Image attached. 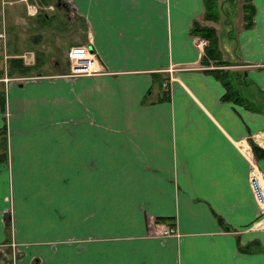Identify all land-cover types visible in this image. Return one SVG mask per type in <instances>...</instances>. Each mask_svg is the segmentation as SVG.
Wrapping results in <instances>:
<instances>
[{
  "label": "crops",
  "instance_id": "1",
  "mask_svg": "<svg viewBox=\"0 0 264 264\" xmlns=\"http://www.w3.org/2000/svg\"><path fill=\"white\" fill-rule=\"evenodd\" d=\"M20 1L31 33L68 4L81 22L73 37L51 28L59 41L26 46V26L15 27L9 51L0 38V249L11 205L19 264H264V207L248 181L250 168L264 180L251 144L264 148V0H251L248 26L242 0H218L217 21L203 0ZM193 21L219 23L222 59L247 74L241 92L255 109L222 98ZM79 42L102 71L47 77L59 44ZM24 47L15 55L38 66L13 71ZM170 225L176 233L157 234Z\"/></svg>",
  "mask_w": 264,
  "mask_h": 264
},
{
  "label": "rangeland",
  "instance_id": "2",
  "mask_svg": "<svg viewBox=\"0 0 264 264\" xmlns=\"http://www.w3.org/2000/svg\"><path fill=\"white\" fill-rule=\"evenodd\" d=\"M61 1H63V3H67L65 0H61ZM231 1L233 2V0H231ZM217 2H218V0H217ZM243 3H244V0H242V4L241 5H243ZM22 5L24 6L23 8H21ZM217 5H218V3H217ZM25 6H27V5H25L20 0H11V1L0 0V27H1L0 30L2 28H4L5 31H6L5 32V35H6L5 43H7L6 47H5L6 51H9L8 44L10 43V40H13L14 37H15L14 36V31H15L14 28L15 27L18 28V27H21V25H25L26 26V29H24V31L20 35L19 39H17L18 43L22 41L21 42L22 45L26 46V44L30 43L28 38L31 39V40L32 39H34V40L41 39V41H44V38H48V37L50 38V36H52L53 40L55 39V41H59L61 39V37H63V34H66V35H71L72 34L70 37H73L74 34L72 33V31L77 29V28H74L75 24L77 22L78 23L81 22L79 19L75 18L74 14L72 15V13L70 11L73 12L74 7H72L71 5L69 6V4H68L67 7L69 9H67V11H66V9L65 10H62V9L59 10L58 9L59 11H61L63 13H62V15H58L59 16V18L57 17L58 19L56 18L55 20H53V25H50V26H52V27H50V30L48 28H46L45 26H42L41 24H39V21H38V23L36 21H33L34 24L39 26L40 28L38 29V31H36L34 33H31V31H32L30 29V25L32 23L31 18L30 17H26L25 20L21 22V20H20L21 18H18L17 15H16V12H15V11L18 10V8H21L19 10H22L23 14H25L24 13ZM54 10H56V9L54 8ZM67 14L69 16H71V17L73 16L72 19H71L73 21V22L71 21L73 24L70 21H68V15ZM213 14H215V13H213ZM219 15H221V14L218 12L217 16H219ZM50 17L52 18L53 16L50 15ZM215 21H217V20H215ZM243 21H245L244 16H243ZM2 24L4 26H1ZM212 25H214V24L212 23ZM218 26H219V23L216 22L215 28H219ZM51 28H55L56 30H60V31H64V28H65L66 33H63V34L60 35V34L54 32V29H51ZM66 28H68L67 29L68 31L66 30ZM222 28H223V23H222ZM61 44L62 43L59 44V46L57 47L58 49L56 50L58 54L56 56H53L52 59H51V62H50V70L49 71H51V72H53L55 74H48L49 76H47V77H52V76L57 77V76H61V75H64V76L66 75V72H67L66 71V69H67V65L66 64H68V62H67V54L68 53H67V51H65V48H62L64 43H63V45L61 47V50H60ZM1 45H2V43L0 42V48H1ZM19 47H20V44H19ZM0 56L1 57L4 56L3 52L1 53V50H0ZM61 65H62V68H61ZM223 66L224 65L213 64V66H211V67L218 68V67H223ZM59 67L61 68V72H57ZM244 68L246 70V66ZM28 70H30V69H28ZM172 72L168 71V73H170L169 77H168V79L164 80V81H166V84L163 85L164 81L162 82V86L163 87L165 86V88L168 87L170 89V91H169L170 94H171L170 81L172 80V77H173V73ZM236 73H238V72H236ZM241 75L243 76V78H246L247 74H245V72H243ZM241 75H238L237 78L235 76H233L234 83H235V89L236 90H240V91H241V83L239 82V78L242 77ZM15 77H14L15 79H19V80L23 81V80L28 79L30 77V75L23 76V77H20V78L18 76H15ZM33 77H35V76H33ZM69 77H74V76H69ZM3 79L4 78H2V76H0V80H3ZM15 79H12L10 81H15ZM3 86H4V84H3ZM8 136H9V134H7V141H6L7 142V146H8V143H9L8 142ZM6 157H7V155H6ZM261 179H262V177H261ZM10 201H11V198H10ZM7 216H8V218H7L8 219L7 220L8 221L7 222V227L9 228V230H8L9 234H8L7 237L15 240L16 243L19 244L20 240H18L16 238V235H15V231H16L17 228H15V225H14V218H13L14 216L12 215L11 205L9 206V211H8ZM160 219L161 218H159V220ZM170 226H172V225H170ZM170 226H164V227L156 230L157 234L170 235V233H172L171 231L170 232H166L165 231L167 229L170 230V228H171ZM3 250L6 253H8L9 255H8V257H6L7 262L0 261L2 264H12V263L19 264V258L23 254L22 249H12V248H10V249H3Z\"/></svg>",
  "mask_w": 264,
  "mask_h": 264
},
{
  "label": "trees",
  "instance_id": "3",
  "mask_svg": "<svg viewBox=\"0 0 264 264\" xmlns=\"http://www.w3.org/2000/svg\"><path fill=\"white\" fill-rule=\"evenodd\" d=\"M204 3V10H205V16L207 18H212L213 20H217L218 16L216 14V7H217V0H203ZM242 8L244 10L243 16L245 19V26L250 25L253 20H252V16L254 13V8L252 7V2L251 0H244V3L242 5ZM215 10V11H214ZM58 13V12H57ZM215 13V14H213ZM53 16H56L54 13L52 14ZM41 19V18H40ZM47 20V22L51 21L53 19V17L51 18H45ZM43 20V19H42ZM193 24L191 25V30L192 32L197 35V36H202L207 40V44L204 46L205 50L203 52V54L201 55V59H203V61L207 62V64H220V65H224L221 68H213L211 71V73H213L219 80L221 83H223V85L225 86V92L222 95L224 100H228L231 99L235 102H237V104H241L244 107H247L249 109H255L256 107L253 106L252 102L249 101V99L247 98L246 95H244L243 92H241L240 90H236L235 89V83H234V79H233V71L230 70V68L228 67L229 65L232 64L231 61H229L228 59H222V53H221V49H220V42H219V37L218 34H216V30L215 27L213 25L209 26L206 24H201V23H197L196 21L192 22ZM76 45H80V42ZM25 49L24 48H19L14 49V51H12L11 53H13V58L11 59V63L13 65V71L16 69V67L21 71V72H26L28 69L34 68L38 66L37 63V58H35L34 63L32 64H28L23 62L22 58H20L19 56L15 55V54H19L20 51L22 52V50ZM17 62V64H16ZM16 66V67H15ZM38 70V68H37ZM37 70L35 72H37ZM10 70H8L9 72ZM34 72V73H35ZM1 73V72H0ZM27 76V75H26ZM167 94L168 96H170V89L167 87ZM5 94V92H4ZM0 105H2V108H4V104H3V100L2 97L0 99ZM3 138V149H5V146L7 148V129H4V136ZM252 144V148L253 151L255 153V155L257 156H261L264 155V148L260 147L258 144H256L254 141L251 142ZM6 150V149H5ZM4 150V153L1 152L0 153V157L1 158H6V151Z\"/></svg>",
  "mask_w": 264,
  "mask_h": 264
},
{
  "label": "built area",
  "instance_id": "4",
  "mask_svg": "<svg viewBox=\"0 0 264 264\" xmlns=\"http://www.w3.org/2000/svg\"><path fill=\"white\" fill-rule=\"evenodd\" d=\"M5 33L4 29L2 28L0 30V38L1 36H3ZM202 42L206 41V39H204L202 37L201 39ZM69 54V61H70V65H72V70L74 73L77 72H83V73H89V71L94 72L97 60H96V56L95 54H89L87 55L86 52H84V50L79 49V48H73V47H69L68 51ZM93 52V51H92ZM5 79L6 76L4 75ZM251 170L248 181H250V187H251V191L254 194V197L256 198L257 202L262 205L264 207V197H260L258 196L255 191L256 190H262L264 189V185L261 183V181H259V179L261 178V175L259 173V171H257L256 168H250ZM8 217L5 218V220L7 221ZM8 222V221H7ZM176 233V232H174ZM5 241V245H7V247L10 249H18L17 247V243L15 240L11 239V238H7L4 240ZM8 253H6L3 249H0V261H5L6 257H8ZM13 262V261H12ZM1 263V262H0ZM2 264V263H1ZM14 264V263H12Z\"/></svg>",
  "mask_w": 264,
  "mask_h": 264
},
{
  "label": "bare ground",
  "instance_id": "5",
  "mask_svg": "<svg viewBox=\"0 0 264 264\" xmlns=\"http://www.w3.org/2000/svg\"><path fill=\"white\" fill-rule=\"evenodd\" d=\"M201 39H202V36H197V38H196V40H195V46L196 47H198V49H199V51H200V53L201 54H203V52H204V50H205V45L207 44V41H204V42H202L201 41ZM73 48H79V49H82V50H84V52H86L87 53V55H91V54H93L94 52H92V50H91V48L89 47V45H87V44H85V45H75V46H72ZM68 53V52H67ZM69 54V53H68ZM67 62H68V67H69V70L66 72V75H69V76H77V74H88V73H83V72H77V73H74L73 72V70H72V65H70V61H69V55H68V57H67ZM95 71L94 72H96V71H98V73H100L101 71H102V67L100 66V64H98V63H96V66H95ZM169 72H171L172 71V69H173V67L172 66H170V67H168V68H166ZM89 72H92V71H89ZM93 73V72H92ZM164 84H166V81H164V83H163V85ZM259 181H261V183L264 185V180H262L261 178L259 179ZM255 193L258 195V196H260V197H264V189H262V190H256L255 191ZM171 228H170V230H165L166 232H172V233H174V232H176V229H175V227H173V226H170Z\"/></svg>",
  "mask_w": 264,
  "mask_h": 264
}]
</instances>
